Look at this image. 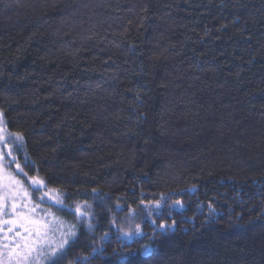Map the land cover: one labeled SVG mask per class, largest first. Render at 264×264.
<instances>
[{"label": "trees", "instance_id": "1", "mask_svg": "<svg viewBox=\"0 0 264 264\" xmlns=\"http://www.w3.org/2000/svg\"><path fill=\"white\" fill-rule=\"evenodd\" d=\"M0 112L57 264H264V0H0Z\"/></svg>", "mask_w": 264, "mask_h": 264}, {"label": "snow or ice", "instance_id": "2", "mask_svg": "<svg viewBox=\"0 0 264 264\" xmlns=\"http://www.w3.org/2000/svg\"><path fill=\"white\" fill-rule=\"evenodd\" d=\"M12 136H15V140H12ZM23 135L21 133H9L5 128L3 113L0 112V149L2 147L8 145L9 143L15 144L17 141H22ZM10 158V162L15 163L16 157L12 154V150H9L7 153H4L0 150V172L3 171L5 167L4 161ZM16 168L18 172H22L23 169L21 168L19 163H16ZM31 182L33 185L40 184L43 185L42 180H38L36 178H31ZM10 185H20L19 180L11 179L9 181ZM27 193L25 192V195ZM19 195V191L17 192H10L5 194L3 192V184L2 178H0V217H3L7 212V206L9 201H14L16 196ZM52 198V197H50ZM55 203L60 204L61 201L58 196L55 198ZM177 204L180 202L177 201ZM13 211L16 209L17 205L13 202L11 205ZM89 207L88 204H77L75 206V215L77 222L83 224L85 219L89 216V213L84 209ZM159 207V204H157ZM15 221L13 220H0V225L2 224H14ZM76 225L70 226L66 231L62 232V240L58 243L53 245L52 241L48 238L47 231L40 232L37 230L34 234L30 232L29 236L21 237L22 242L17 241H10L8 244L3 243L0 241V264H57V260L63 254L65 250V246L70 242L71 238L76 235L75 232ZM91 224H88L89 230H91ZM172 227L171 225L161 224V229H167ZM2 230V229H0ZM51 230V229H50ZM12 232V229H8V234ZM107 234H105L106 236ZM143 233L140 230V226L137 225L135 231H128L123 232V238L127 240L129 243L134 241L136 238L141 237ZM19 236V233H17ZM105 237H101V241H103ZM99 249L93 248V252H97ZM115 251V250H114ZM149 252V248L145 245L141 249V253L146 255ZM129 254H126V257ZM5 256L7 260H5ZM125 257V258H126ZM87 260V257L83 258ZM76 264H81L80 261H77Z\"/></svg>", "mask_w": 264, "mask_h": 264}, {"label": "rangeland", "instance_id": "3", "mask_svg": "<svg viewBox=\"0 0 264 264\" xmlns=\"http://www.w3.org/2000/svg\"><path fill=\"white\" fill-rule=\"evenodd\" d=\"M6 165L7 164H5L3 171L0 172L3 192L8 194L10 192L14 193L19 191V195L16 196L14 201H9L6 214L3 217H0V220L15 221L14 224L0 225V229H2L0 230V241L5 244H8L10 241L22 242L21 237L29 236V233L31 232L34 238L35 232L39 230L40 232L47 231L48 238L52 241L53 245L60 242L62 240V232L69 228L68 224L60 221L58 217L52 213L47 214V211L43 208L44 206H40L38 203L32 201L27 193V190H24L21 185H10L9 181L12 177L8 174V172H6L8 171ZM50 191L52 192L53 190ZM25 192L27 193L26 195ZM48 193L46 194L47 196ZM54 196L55 192H52V195L46 198L48 203H54L50 200V197ZM43 200L45 199H42L41 201L44 202ZM13 202L17 205L14 211L11 207ZM9 228L12 229L10 234H8ZM17 233H19V236H17ZM4 259L7 260V257L5 256Z\"/></svg>", "mask_w": 264, "mask_h": 264}]
</instances>
